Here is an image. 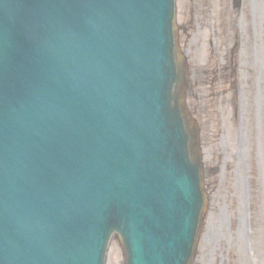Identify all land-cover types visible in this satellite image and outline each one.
<instances>
[{"label":"rangeland","instance_id":"rangeland-1","mask_svg":"<svg viewBox=\"0 0 264 264\" xmlns=\"http://www.w3.org/2000/svg\"><path fill=\"white\" fill-rule=\"evenodd\" d=\"M189 0H180V11H179V22L184 23V21L187 20V15L189 8L192 7V3L188 2ZM232 0H216V5L211 6V11L215 12V17L217 12L221 14L219 18H217L215 21L220 20L221 18H227L230 20L231 14H233L235 21L240 24L241 31L243 32V43H242V57H241V62H243V65L246 66L243 67V69L240 67L238 72V78L242 79L243 78V87L246 88L248 87V90L246 89L243 100V109L244 111L246 110V114L249 117V126L251 125V122H253V125L255 127V161H258V166H257V172L260 177H264V109L260 108V102L263 100V106H264V26L260 27L259 26V19L262 21L263 19L261 18L264 16V0H243L242 5L240 7V19L238 18L237 20V14L235 9L232 5ZM203 0H197L195 2V9L193 10V17H197V14L201 11L202 13L199 14V21H203V15H206V9L203 11L202 7ZM223 13H226V15L223 17ZM235 13V15H234ZM203 14V15H202ZM192 29L189 31V40L195 38V31L196 29L194 28V18H193V24L191 25ZM219 26H216L218 28ZM201 29L204 28V26H200ZM199 29L198 32L201 33L202 30ZM208 30V29H207ZM209 31V30H208ZM211 34V33H210ZM219 45L221 47L224 46L229 40V33L228 31L225 32H219ZM206 37L209 38L210 35L209 33L207 34L206 32ZM212 37H210L211 39ZM186 47L189 50V56L190 59H192V64H193V43H190L187 39L186 41ZM209 58V50H205L203 54L202 61H205ZM243 58V59H242ZM260 63H258V61ZM232 62L228 60V65H227V70L230 76L233 75V72L231 70L232 67ZM192 66V65H191ZM226 70V69H224ZM261 71V77L263 80V85L259 86V83H257L258 80V72ZM195 76V74L198 72L197 67L192 71L191 67V72L190 75ZM246 78H248L251 81H246ZM209 80V79H208ZM252 80H255V83H251ZM248 82V83H247ZM250 84L253 85V88L251 89ZM209 87V84H208ZM215 89L211 90L208 88H205L204 90L207 91L205 93V97L202 98V100L198 101L196 104L203 106V108L207 107V104L210 103L212 100L214 105L218 104V101L221 100V98H224L225 96L223 95V91H228V95L230 97V77L227 79L222 80L221 84H218L214 86ZM189 103V101H188ZM231 103V102H230ZM255 105L252 106V105ZM195 104L193 101L191 103ZM252 106V107H251ZM253 120V121H252ZM225 122V120H224ZM224 130H230V127H228L225 123L223 126ZM217 133L212 136L213 141H208L207 144H204V147L208 146L209 149H213V146L215 142H217ZM204 140V139H203ZM205 143V140H204ZM259 146V147H258ZM259 149H258V148ZM264 196L260 197V205L255 204L254 206V211L258 210L259 207V217L258 221L259 223L255 225V243H256V248L258 250V257L260 260L264 261ZM236 205V204H235ZM230 216V214L228 215ZM235 216V214H234ZM236 217V216H235ZM232 236V233L229 230H226L225 232H221L216 237V243L217 246L219 247L221 244L227 243ZM236 243V242H235ZM237 246H239L236 243ZM108 255H107V263L108 264H123L122 260L120 259L119 253H120V247L116 241L112 243L110 246ZM241 250V245L240 249ZM109 259V260H108ZM245 259V257H244ZM205 264H211V260L209 258H204Z\"/></svg>","mask_w":264,"mask_h":264},{"label":"water","instance_id":"water-1","mask_svg":"<svg viewBox=\"0 0 264 264\" xmlns=\"http://www.w3.org/2000/svg\"><path fill=\"white\" fill-rule=\"evenodd\" d=\"M175 75H176V78H175V84L178 80V73L175 71ZM176 99V96L175 94L172 95L171 97V111H172V114L174 115V117H178L179 119V116H178V112L177 110H175V100ZM125 135H127L128 137H131L129 136L128 134L125 133ZM128 160H130V162H128ZM127 163V164H125ZM145 161L144 159H138L137 158V155L136 154H133V153H130V156L126 155V156H123L122 158H120L118 160V163H117V166H114L113 169H112V175L110 177V181L108 182V184L111 186V185H121L120 188L118 189H114L111 191V194H109V197H112L113 200L116 201L119 200V199H124L126 196V192L129 191V192H132V196H133V199L131 201L128 202V204H135V205H139L140 203L148 200L151 195H150V192L147 191V188L145 186V181L148 180V177L145 178V180H143L142 182H139V181H135V183H132V180L134 178H137L139 177L140 174L143 173V169H144V164ZM127 165L125 167V170L127 172V177L121 182V174L124 172V165ZM154 171L157 172L158 171V167H154ZM173 172H175V169L168 165L166 167V170L164 172V174L169 177L171 174H173ZM138 185H142L143 186V191L141 192H137V188H138ZM157 187V186H156ZM120 191V197L118 193H116L115 195H112L114 194L116 191ZM132 216L131 214H126L122 217V221H123V224H126L129 222V220L132 218L130 217ZM111 228H109L108 230H110ZM103 234V233H102ZM102 234L99 236L98 241L100 239H102Z\"/></svg>","mask_w":264,"mask_h":264}]
</instances>
